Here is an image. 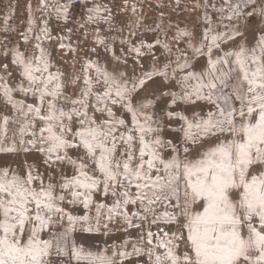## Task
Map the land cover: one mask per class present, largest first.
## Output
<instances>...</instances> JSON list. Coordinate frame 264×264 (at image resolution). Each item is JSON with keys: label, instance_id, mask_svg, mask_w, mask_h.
Here are the masks:
<instances>
[{"label": "snow or ice", "instance_id": "obj_1", "mask_svg": "<svg viewBox=\"0 0 264 264\" xmlns=\"http://www.w3.org/2000/svg\"><path fill=\"white\" fill-rule=\"evenodd\" d=\"M78 6L0 21V264H264V0Z\"/></svg>", "mask_w": 264, "mask_h": 264}, {"label": "rangeland", "instance_id": "obj_2", "mask_svg": "<svg viewBox=\"0 0 264 264\" xmlns=\"http://www.w3.org/2000/svg\"><path fill=\"white\" fill-rule=\"evenodd\" d=\"M10 0H0V21H2L3 17L8 14V5H9ZM38 2L39 0H12V3L16 5V11H15V16L12 19L11 23L13 26L20 25L21 27L26 26V20L28 13L26 11L27 5L30 3L33 11L35 12L36 16L39 17L40 13L36 11L38 8ZM120 0H117V3H119ZM147 2V0H145ZM169 0H163V3L167 4ZM73 3L77 4V11L79 10L78 6V0H73ZM151 3L153 5L152 8H145L146 12H151L152 13V19H154L156 16H159L161 14V10L159 7L160 0H151ZM165 12V15L168 13V9L163 10ZM152 19H149V23L152 22ZM172 19L174 21L179 20L181 22V26L184 24H189V23H195L196 21V16L194 14H188L185 12H177L172 15ZM69 27H73V25H69ZM0 28H2V24H0ZM51 31H52V36L56 37L58 34L59 35H64L65 33V28L62 23L57 24V22L53 21L51 24ZM4 33L0 32V39L4 37ZM12 39L16 40L19 39L18 36L12 37ZM78 39H80L79 36H73L72 37V43H75ZM49 46L46 44V47ZM53 52L57 50V41L53 39L50 44ZM2 47V45H0ZM70 55V54H69ZM103 239V238H101ZM103 247V245H101Z\"/></svg>", "mask_w": 264, "mask_h": 264}]
</instances>
